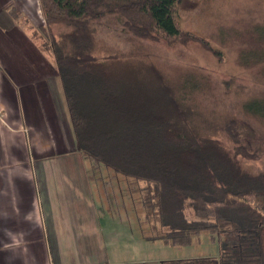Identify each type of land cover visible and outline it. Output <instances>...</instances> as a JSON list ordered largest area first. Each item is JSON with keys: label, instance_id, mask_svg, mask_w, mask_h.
Listing matches in <instances>:
<instances>
[{"label": "trees", "instance_id": "trees-1", "mask_svg": "<svg viewBox=\"0 0 264 264\" xmlns=\"http://www.w3.org/2000/svg\"><path fill=\"white\" fill-rule=\"evenodd\" d=\"M179 2L38 0L45 29H66L50 48L77 149L91 164L89 178L104 167L124 181L139 238L179 248L208 234L219 243L218 258L165 264H264V172L241 161L256 153L235 135L229 150L164 84L109 73L94 54V26L108 18L135 38L197 41L180 29ZM12 18L0 12V29H11ZM243 110L264 122V100Z\"/></svg>", "mask_w": 264, "mask_h": 264}, {"label": "rangeland", "instance_id": "rangeland-1", "mask_svg": "<svg viewBox=\"0 0 264 264\" xmlns=\"http://www.w3.org/2000/svg\"><path fill=\"white\" fill-rule=\"evenodd\" d=\"M4 2L0 12L14 17L11 29L21 35L11 40L12 57L0 53V64H44L49 73L57 72L51 37L57 39L66 29H45L39 4L37 8L31 0ZM1 21L4 27L11 25ZM178 23L197 41L135 38L108 18L94 26V54L105 59L109 73L134 72L152 87L164 84L172 96L185 101L198 128L216 134L229 150L235 146L231 137L238 136L256 153V159H242L243 165L264 172V122L243 110L252 100H264V0H180ZM61 90L60 85L61 127L67 144L77 149ZM55 157L69 160L75 154ZM82 160L83 166L74 167L82 171V179L66 177L56 167L54 184L49 190L36 185L29 200L37 214L33 244L26 249L39 264H165L218 258L219 243L208 234L179 248L139 238L124 181L104 167L91 179V164Z\"/></svg>", "mask_w": 264, "mask_h": 264}, {"label": "crops", "instance_id": "crops-1", "mask_svg": "<svg viewBox=\"0 0 264 264\" xmlns=\"http://www.w3.org/2000/svg\"><path fill=\"white\" fill-rule=\"evenodd\" d=\"M31 2L39 4L38 0ZM4 4L0 0V9ZM20 35L15 34V27L6 32L0 29L1 55L12 57L8 50L15 43L11 40ZM60 85L58 71L49 73L44 64H0V264L40 262L26 249L33 244L37 212L29 200L36 185L49 190L58 179L56 167L66 177L82 179V171L74 167L83 166V158L73 143L67 144L61 127ZM68 154L75 158L55 157Z\"/></svg>", "mask_w": 264, "mask_h": 264}]
</instances>
